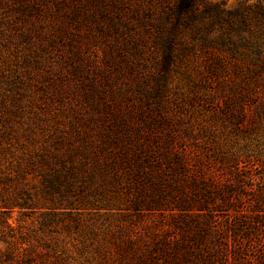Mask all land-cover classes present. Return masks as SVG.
Listing matches in <instances>:
<instances>
[{
    "label": "trees",
    "instance_id": "trees-1",
    "mask_svg": "<svg viewBox=\"0 0 264 264\" xmlns=\"http://www.w3.org/2000/svg\"><path fill=\"white\" fill-rule=\"evenodd\" d=\"M262 121L264 0H0V264H264Z\"/></svg>",
    "mask_w": 264,
    "mask_h": 264
},
{
    "label": "rangeland",
    "instance_id": "rangeland-1",
    "mask_svg": "<svg viewBox=\"0 0 264 264\" xmlns=\"http://www.w3.org/2000/svg\"><path fill=\"white\" fill-rule=\"evenodd\" d=\"M209 2L212 3H224L226 7H234L236 5H238L242 0H207ZM197 81L196 78L194 76V74H190V75H185L183 74H176L174 76V82H173V87H175V89H180L182 90V88H184L185 90L189 87V86H193L196 85ZM172 95V94H171ZM64 114V113H63ZM58 119L60 121H64L65 117L64 115H59ZM62 126V125H61ZM244 132H249L250 135H248L249 139L247 141H250L248 143H250V150L249 152L251 153H255V155L259 156L260 161L262 162V165H258L256 163V161L251 160L250 163L247 162H241L240 168L241 170L246 172L247 177H251L253 179H256L258 181H261L264 183V121H262L260 124H258L257 126H249L247 128L244 129ZM244 133V134H246ZM260 162V163H261ZM209 174L215 176V177H223L225 175H222L220 171L217 170H211V172H209ZM251 189L248 188V192L247 195L249 193ZM244 195L243 196V204H242V208L240 207V209L248 210L247 207H250L251 204V200L249 198V195ZM91 213L90 214H86L85 218L86 219H90L91 218ZM147 220H155L158 219V217L155 214H150V216H146ZM37 218L35 217H22L20 216V213L16 210L13 211L10 216L7 217V220H9L10 223H12L14 226L18 225V224H24V225H28L30 220H36ZM220 217L216 216L215 220H219ZM18 220H22V221H18Z\"/></svg>",
    "mask_w": 264,
    "mask_h": 264
}]
</instances>
